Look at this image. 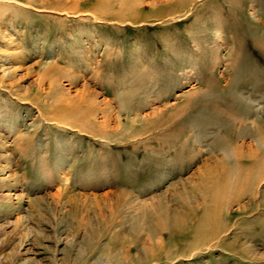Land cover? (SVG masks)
<instances>
[{
	"label": "rangeland",
	"instance_id": "obj_1",
	"mask_svg": "<svg viewBox=\"0 0 264 264\" xmlns=\"http://www.w3.org/2000/svg\"><path fill=\"white\" fill-rule=\"evenodd\" d=\"M0 264H264V0H0Z\"/></svg>",
	"mask_w": 264,
	"mask_h": 264
},
{
	"label": "bare ground",
	"instance_id": "obj_2",
	"mask_svg": "<svg viewBox=\"0 0 264 264\" xmlns=\"http://www.w3.org/2000/svg\"><path fill=\"white\" fill-rule=\"evenodd\" d=\"M128 1H130V0H128ZM168 1H176V0H168ZM178 1V0H177ZM127 2V1H126ZM125 3V2H124ZM131 3L130 2H128V3H126L125 5H124V7L126 8L127 7V9H132L131 8V5H130ZM178 4V3H177ZM177 4H174V5H176L177 6ZM172 5V4H171ZM173 5V6H174ZM175 6V7H176ZM123 7V6H122ZM166 8V7H165ZM172 9H176V8H172ZM171 9V10H172ZM167 9H165V11H166ZM122 11V10H121ZM169 11V10H168ZM175 11V10H174ZM174 11H172V12H174ZM180 11H182V10H180ZM170 12V11H169ZM164 13H168V12H164ZM178 13V12H177ZM130 15V14H129ZM94 109H91V108H89V110L88 111H93ZM89 112V113H90ZM88 116H89V114H88ZM89 118V117H88ZM106 119H107V117H105ZM251 150V149H250ZM255 150H257V149H255ZM259 150V149H258ZM251 151H254V150H251ZM235 156H237L236 158H237V165H239V169L241 170L242 169V167H243V165H242V159H243V156H242V152L241 151H239V152H236V150H235ZM228 175V174H227ZM227 175L224 177V176H220V177H218V179H219V181L218 182H216V185L213 187V189L210 191V199H211V204H212V206L213 207H211L209 210L210 211H207V213L205 214V219L203 220V221H201V224H200V226H201V228L202 229H205V230H211V232L212 233H214V231H213V228L211 227V226H213L211 223H212V221H214V220H216L215 218H217V216H218V214L220 213V211H222L223 209H222V207L224 208L226 205H227V203L228 202H232V201H234L233 200V198H231V197H233V196H231L230 194H229V192L227 191V187H228V182H227V180H228V178H227ZM259 176H261L260 174H253V172H252V169L250 168L249 169V173H246V174H243V173H241V171L240 172H238V174L236 175V181H235V184L233 185V191H232V193H237V195L238 196H241V194H240V191H243L244 192V190L246 189V188H248V186L250 185V181H251V179H257ZM235 178V177H234ZM255 186V185H254ZM253 186V187H254ZM239 187H242L241 189L242 190H240L239 191ZM230 198V199H229ZM236 198H238V197H234V199H236ZM229 199V201L227 202V200ZM218 206H220L219 208L220 209H218ZM218 210V211H217Z\"/></svg>",
	"mask_w": 264,
	"mask_h": 264
}]
</instances>
